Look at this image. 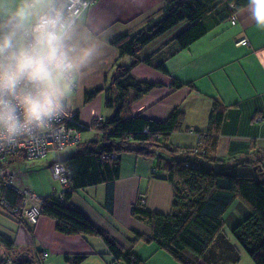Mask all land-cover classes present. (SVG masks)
<instances>
[{"label":"crops","instance_id":"0c3cea01","mask_svg":"<svg viewBox=\"0 0 264 264\" xmlns=\"http://www.w3.org/2000/svg\"><path fill=\"white\" fill-rule=\"evenodd\" d=\"M164 5L165 0H97L89 7L93 23L102 25L105 51L95 69L80 82L67 114H77L84 125L96 118L113 116L115 109L105 106L106 98L115 93L111 88L112 76L118 64L131 66V58L120 55L112 40L123 33L133 34L145 28L151 18L157 20ZM236 13L238 20L234 25L228 19L218 20L214 15L206 17V33L184 49H176L170 41L179 27L163 33L142 48L130 74L157 86L131 101L121 115L140 114L162 121L176 109L182 113L183 123L179 131L172 133L170 143L193 147L198 142L199 132L207 129L212 104L217 99L226 110L215 157L232 172L255 173L253 166L241 169L235 163L254 162L264 171V119L261 123L255 122L256 117L264 116V28L251 19L247 5ZM239 37H246L249 44H236ZM150 55L156 58L153 63L160 62L165 70H157L155 64L143 61ZM126 57L127 62L123 60ZM95 89L102 91L85 101V93ZM99 137L95 141L100 142L101 134ZM24 160L19 154L7 158L1 167L22 170L20 164ZM51 162L47 163L48 167ZM153 164L152 157L145 158L133 152H124L120 156L119 177L114 183L113 203L109 210L105 204V184L78 189L67 204L93 225L105 229L126 249L132 250L144 264H181L155 242L138 239L133 243L139 234H150V227L131 215V206L140 196H145L146 206L151 210L166 213L172 207L171 182L167 173L155 171ZM22 179L20 182L24 186ZM61 190L62 187H53L51 193L43 191L41 195H54ZM249 214V209L239 199H235L223 214V231L240 251V260L235 264H253L231 235L233 227ZM1 217L5 224L0 222V235L13 242L12 249H0V259L3 257L5 264H17V258L24 255L30 259L36 252L42 254V250L47 251L42 256V264H116L100 237L61 233L56 229L55 220L45 215L39 216L32 230L4 214ZM77 256L82 258L75 261Z\"/></svg>","mask_w":264,"mask_h":264},{"label":"trees","instance_id":"16d2710c","mask_svg":"<svg viewBox=\"0 0 264 264\" xmlns=\"http://www.w3.org/2000/svg\"><path fill=\"white\" fill-rule=\"evenodd\" d=\"M245 5L247 0H165L156 21L151 18L145 28L133 34L123 33L112 40L120 55L131 58V66L118 64L112 76L111 88L115 93L113 97L106 98L105 106L114 108V114L111 118L100 119L93 128L89 124L82 129L81 133L93 129L100 133V142L90 140L82 143L81 140L74 151L50 163L49 167L55 161L65 165L69 172L70 190L64 192L62 203L56 193L42 196L40 215L54 219L56 229L61 233L100 237L116 264H144L132 250L126 249L105 229L93 225L81 212L67 204L78 189L105 184V204L108 210L111 209L114 183L119 177L120 156L124 152H133L145 158L152 157L155 171L167 173L173 191L169 212L149 209L144 195L131 206V215L150 227L149 235L139 234L133 243L138 239L155 242L181 264H235L240 260V251L223 231V214L235 199H239L250 214L233 227L231 235L253 264H264V184L259 182L256 172H232L215 157L226 107L214 99L207 129L199 132L198 144L194 148L170 143L172 133L179 131L183 123V115L176 109L162 121L140 114L121 115L131 101L157 86L130 74L131 67L138 62L136 55L142 48L183 24L170 41L176 49H184L206 33V17L214 15L218 20H229L232 13ZM154 60L156 58L152 55L143 59L151 65L155 64ZM155 68L165 70L160 62L155 64ZM131 90L132 95L129 94ZM101 91L86 92L85 101L93 99ZM73 117L78 120L77 114ZM256 118L255 122L261 123ZM256 164L248 161L235 163L241 169H249ZM261 172L264 177L262 169ZM22 202L19 193L0 183V206L5 209L4 214L32 230L35 225H29L21 216ZM12 246L9 238L0 235V249L10 250ZM45 252L47 254L45 250L42 254L36 252L30 259L24 255L17 258V253L15 261L17 264H42ZM1 258L0 264H5ZM81 258L77 256L75 261Z\"/></svg>","mask_w":264,"mask_h":264},{"label":"clouds","instance_id":"9594fccd","mask_svg":"<svg viewBox=\"0 0 264 264\" xmlns=\"http://www.w3.org/2000/svg\"><path fill=\"white\" fill-rule=\"evenodd\" d=\"M264 28V0H247ZM89 0H0V149L43 138L102 59Z\"/></svg>","mask_w":264,"mask_h":264},{"label":"built area","instance_id":"2783aa9c","mask_svg":"<svg viewBox=\"0 0 264 264\" xmlns=\"http://www.w3.org/2000/svg\"><path fill=\"white\" fill-rule=\"evenodd\" d=\"M96 1L89 0V7ZM237 20V13H232L229 17V22L234 25L237 23ZM235 43L238 45H248L249 41L246 37H239L235 40ZM263 119L262 116H259L256 118V121H262ZM85 128H87L86 125L67 114L55 122L52 128L43 134L41 140L33 142L25 139L14 147L0 149V183L14 189L22 196L21 216L29 225L34 226L37 223L43 203L42 196H37L29 188L21 185L20 180L25 176L24 170L1 167V163L7 158L19 154H23L27 160L45 159L50 151H61L67 147L79 144L81 142V131ZM50 171L53 179L57 180L62 187V190L56 193L57 199L62 203L64 201V192L70 190L69 172L65 165L59 161L51 164Z\"/></svg>","mask_w":264,"mask_h":264},{"label":"rangeland","instance_id":"374dc122","mask_svg":"<svg viewBox=\"0 0 264 264\" xmlns=\"http://www.w3.org/2000/svg\"><path fill=\"white\" fill-rule=\"evenodd\" d=\"M182 25L181 24L177 25V28ZM127 59L128 58L126 57V59L124 58L123 60L127 62ZM112 95L114 94L112 93ZM99 122L100 119L96 118L95 120H93V122L90 123V126H92L93 128L97 126ZM99 135L100 133H97L96 131H94V129L91 131L90 130H87L86 132L84 131L83 135L81 136L82 143L88 142L91 139L99 140L100 139ZM197 144L198 142L196 143L195 146H193V148L197 147ZM75 149L76 146H70L61 151H50L47 155V158L45 159H34V160L25 159L24 162L20 164L22 170L26 171L25 175H27L26 177L25 176L22 177L23 178L22 180L25 183L24 187L31 189V191L34 192L37 196H42L41 193L43 191L51 193L53 187L61 188L60 183L57 180L53 179L47 163L51 160L53 161L54 158L65 156L71 153L72 151H74ZM254 167L257 168L259 167L260 170H255ZM261 169L262 167L259 164L253 165V170L257 173L258 176L261 173L263 174V172L260 173ZM260 178H264V177L260 176ZM4 213H5V209L0 206V222L2 225L5 224L3 217H1L3 216Z\"/></svg>","mask_w":264,"mask_h":264},{"label":"water","instance_id":"95a60500","mask_svg":"<svg viewBox=\"0 0 264 264\" xmlns=\"http://www.w3.org/2000/svg\"><path fill=\"white\" fill-rule=\"evenodd\" d=\"M254 169L255 170H260V168L258 167H254ZM263 174L261 173L259 176H258V179H259V182L261 183V184H264V178H260V176H262Z\"/></svg>","mask_w":264,"mask_h":264}]
</instances>
